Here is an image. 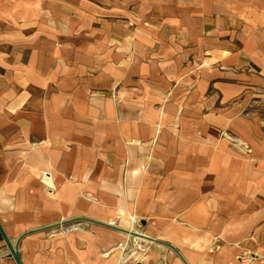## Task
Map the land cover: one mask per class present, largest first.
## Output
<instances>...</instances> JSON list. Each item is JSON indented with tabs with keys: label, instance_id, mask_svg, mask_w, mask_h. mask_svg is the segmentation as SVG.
<instances>
[{
	"label": "crops",
	"instance_id": "crops-1",
	"mask_svg": "<svg viewBox=\"0 0 264 264\" xmlns=\"http://www.w3.org/2000/svg\"><path fill=\"white\" fill-rule=\"evenodd\" d=\"M80 1L0 0V222L22 264H264V0L147 4L162 19L128 55L121 22L89 23L121 8ZM90 30L116 47L96 73Z\"/></svg>",
	"mask_w": 264,
	"mask_h": 264
},
{
	"label": "rangeland",
	"instance_id": "rangeland-1",
	"mask_svg": "<svg viewBox=\"0 0 264 264\" xmlns=\"http://www.w3.org/2000/svg\"><path fill=\"white\" fill-rule=\"evenodd\" d=\"M74 1L76 4L81 5L82 1L80 0H74ZM159 1L160 0H89L87 4L90 7L106 5V6H110L114 8L115 7L121 8L120 10L117 9L115 12H113V9H111L112 10L111 12L103 13V15L93 14L89 18L90 19L89 23L93 24L95 22L98 23V22H103L106 20L112 21V22H115V21L121 22L122 28H123L122 29V35H123V40H124L123 42H125V44L122 47L125 49V52L128 55V53L132 51V46H133L130 44V40L136 33H138L137 26H139L140 35L143 36V35H146L148 30L151 28L149 25L146 24V20L154 19L156 22H158V20L162 19L161 11L151 12V11L145 10L146 8L145 6H147V4H158ZM62 3L63 5L65 4V2H62ZM133 7L136 8L137 11H132L131 8ZM64 23H66L65 19H64ZM113 32L115 31L113 30ZM74 35L75 34H73L72 32H64V33H60L59 37H60V40H63V42L64 41L69 42V41H73L71 38H73ZM112 35L115 36L114 33ZM77 36L81 38L79 39L81 42L82 40L87 42V40H85L84 37L89 40L91 39L90 40L91 44L89 48L87 47V51L88 52L90 51L89 54L92 55V57H95L97 61L92 66L94 67V69L91 68L89 72L96 73V66L102 64L100 63V61L102 60V56L109 54L110 52H112V50H115L116 47L106 45L104 42L103 43L100 42L99 39L101 38V36H100L99 31L90 30L89 33L81 32V33H77ZM146 46H148V43L144 45L142 44L141 45V47H143L142 50H144ZM82 56H86V54L83 53ZM46 173L47 172H45V174ZM76 228H79V226L75 224H66V226L64 227L60 226L57 229L61 233H64V235L66 236L67 234L75 231ZM141 243L145 245V242H141ZM141 243H140V250L143 248Z\"/></svg>",
	"mask_w": 264,
	"mask_h": 264
},
{
	"label": "water",
	"instance_id": "water-1",
	"mask_svg": "<svg viewBox=\"0 0 264 264\" xmlns=\"http://www.w3.org/2000/svg\"><path fill=\"white\" fill-rule=\"evenodd\" d=\"M86 220H88V221H91V222H94L93 220H91V219H87V218H85ZM59 225H63V224H66V223H64V222H62V223H58ZM108 226V225H107ZM111 226V225H110ZM124 230V229H123ZM122 230V231H123ZM124 231H127V232H129V233H131V234H134V235H136V236H140V237H142V238H145V239H148V240H155V241H159V242H162V241H160V240H157V239H155V238H150V237H148V236H146V235H144V234H141V233H136V232H132V231H129V230H124ZM0 233H1V235H2V237H3V239H4V241H5V243H6V245L8 246V248L10 249V252H11V254L13 255V257H14V259H16V262H17V264H22V260L20 259V255H19V252H18V249H17V246L16 245H13L12 244V242H11V240H10V238L8 237V235H7V233H6V231H4V229H3V226H2V224H1V222H0ZM163 244H167V245H169V246H171L178 254H179V252L177 251V249L173 246V245H171L170 243H165V242H162ZM180 255V254H179Z\"/></svg>",
	"mask_w": 264,
	"mask_h": 264
},
{
	"label": "bare ground",
	"instance_id": "bare-ground-1",
	"mask_svg": "<svg viewBox=\"0 0 264 264\" xmlns=\"http://www.w3.org/2000/svg\"><path fill=\"white\" fill-rule=\"evenodd\" d=\"M206 54H207L208 58H212L214 56V50H212V49L207 50ZM218 54L224 55L222 50H218ZM48 183H49V186L53 185L51 180Z\"/></svg>",
	"mask_w": 264,
	"mask_h": 264
},
{
	"label": "built area",
	"instance_id": "built-area-1",
	"mask_svg": "<svg viewBox=\"0 0 264 264\" xmlns=\"http://www.w3.org/2000/svg\"><path fill=\"white\" fill-rule=\"evenodd\" d=\"M44 180H46L47 182H49V181L51 180V174L46 173L45 176H44ZM46 181H45V182H46ZM50 186H51V185H50ZM50 186H49V187H50ZM240 260L243 261V262H250V261H251V260L248 259V258H246L245 260H244V258H240Z\"/></svg>",
	"mask_w": 264,
	"mask_h": 264
}]
</instances>
